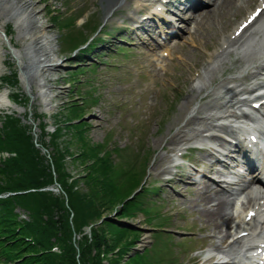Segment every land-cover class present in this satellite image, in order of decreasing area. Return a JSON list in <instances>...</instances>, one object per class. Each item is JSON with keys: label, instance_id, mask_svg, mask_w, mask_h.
I'll use <instances>...</instances> for the list:
<instances>
[{"label": "rangeland", "instance_id": "1", "mask_svg": "<svg viewBox=\"0 0 264 264\" xmlns=\"http://www.w3.org/2000/svg\"><path fill=\"white\" fill-rule=\"evenodd\" d=\"M35 1L37 2L36 7L39 10L38 18L40 24L47 27V32H52L55 36V47H57V52L55 54L56 59H62L68 56L72 47L79 44L84 38L91 37L93 34L92 28L96 25L95 30L99 29L106 17L105 13L100 10L101 0ZM70 15L72 17H77L72 24L69 22L63 25L59 24L61 23L60 20L68 18ZM53 17L59 18L55 19ZM80 19L82 22L79 21ZM11 28L12 29H10L6 23L4 24L6 34L12 39L13 45L19 49L20 46L15 40L16 31L13 26ZM74 35H76V37ZM207 47L210 48L209 46ZM176 49L180 52L184 50L185 55L189 56L190 66H199L207 58L205 54L206 49L204 47L201 45L191 47L187 43V40H178ZM13 59L14 58L10 54H5V70L0 79V83L2 84H5L6 76L17 72ZM71 62L74 64L76 61ZM69 64L72 63H63L65 66ZM174 67L175 69L186 67L189 72L187 68L188 65L181 63L178 59L174 62ZM70 71L71 68H58L54 71L56 73L51 72L50 77L54 79V81L51 82L54 88L52 91L53 94H58L52 101L54 108L52 110H45L36 98L31 104L30 115V117L33 118L32 121L34 120L37 136H40V138L46 141L47 151L50 156L55 154V150L51 139L45 137L46 133L48 132L47 135L52 134L53 136L55 133L58 134L55 140L57 149L62 153V159L60 160L58 170L55 166H53V168L54 171L60 172V175L65 174V186H62L61 190L55 188V174L51 171L52 166H47V169L42 167L44 164L46 165L47 162L46 159L42 162L39 158L41 151L38 145L40 146L41 143L39 139L36 140L29 134L27 136L31 138L33 148L38 156L37 162L42 164V166L38 164L37 167L41 173V175L38 176L43 184L41 190L44 191V193H42L43 195H32L30 200L34 203L37 201L43 203L42 208H45L46 213L52 214L55 225L57 229H59L56 236L63 239L67 244L72 245V249L77 251L74 259L75 264H91L90 262L97 260L95 253H97L98 250L107 252V254L105 252L107 261L104 262L101 260V264H123L124 261L121 258L115 260L114 257H111L117 252L116 248L119 247L120 244L118 242L121 240L120 234L114 232L115 228L101 225L91 229V232L94 231L99 237H105L104 239H97L91 234L85 235L86 233H81L80 224L84 217L86 218L85 223H91L98 220L103 214L112 215L116 209L115 206L121 203L123 197L136 185L135 182L133 184L131 182V178H133L131 172L127 173L125 170L119 169L118 167H110L108 178L110 175L117 178L120 175V171L125 173L126 176L123 182L114 185L116 187L115 190L107 186L104 182L107 174H105L103 170L104 166L101 160L102 157L99 147L107 137L110 149L113 148L114 145L121 148L128 145L130 149L123 152L117 160L124 163H132L136 161L134 158L135 151L139 149V144L142 142L146 154L144 155L145 158L139 160L141 164L140 166L138 164L136 168L137 171L139 170L138 175H143V172L147 169L146 174L149 176V184L150 186L154 185L156 173L162 169V164L164 163V147L165 145L166 147L169 145V143L166 144V141L169 139L171 133L175 132L177 129L179 121L185 119L183 115L185 109L182 111L181 108L184 100L182 103H174L175 100H177V96L174 95V90L170 88V79L177 83V86L182 88V84L186 83L187 77L184 74L179 75L177 73L173 76L174 78H171L173 74L159 77L158 81L163 86V93H161V95L163 94V98L160 100L157 114L152 118L147 116L146 120H144L140 112L135 111L137 108L140 110V107L137 103V99L132 96V93L122 94L126 91L127 87H129L127 82H113L110 81L109 78L104 79L103 75L100 73L97 79L93 76V73L81 74L78 77L80 82L79 85H81V88L78 85L80 95H82L81 90L84 92L89 87H92L96 88L95 94L100 95L101 98L98 106L93 107L84 117L87 120L85 119L78 125L74 124V127L72 125V123H74L72 119L82 118L83 114L87 112L86 110L84 112V110H82L83 108L81 109V107L85 106L84 104H81L80 101H75L77 97L81 96L78 93L76 94L73 90V86L69 84L68 73ZM3 87L4 85H0V91ZM9 88L11 89H9L10 95L13 93V89L11 87ZM15 91L20 93L18 89ZM36 91L37 90L33 87V92L36 93ZM117 100L128 104L127 108H131V112L126 113L123 107L119 108ZM73 101L76 102V105L72 103ZM22 106V114L20 115L24 116L26 109H28L27 103L22 102ZM169 107L170 110L168 111L167 108ZM78 109L81 110L79 111ZM187 112L188 110L185 111V114H187ZM6 113H12V111H10L9 108H0V117L8 116ZM91 114L95 116L93 119L89 116ZM36 118L38 119L36 120ZM187 120L189 119L187 118ZM191 120L188 121L189 124L182 128L189 127L183 134H188L191 128H193L192 131H194V129L199 127V124L195 125L194 120ZM32 121L27 122V124L30 125ZM24 123L25 119L22 118L17 122V124ZM75 129L77 131H82V136H79ZM148 148L150 154L147 150ZM148 154L149 162L147 163L146 158ZM15 172L16 174L13 173V175L20 178L21 173L19 171ZM134 172L136 173V170ZM187 174L188 172H183L181 181L175 178L172 182L178 193L171 192L167 186L161 184L162 186L157 185L162 189L159 197H153L151 199H155L157 204L162 206L160 209L162 213H166L171 217L170 223L172 229L170 231L175 234L174 238H171L172 242L176 243L171 247V250L175 253L172 255L170 252H164L162 253L163 256L175 257L176 252L183 249V253L179 252L177 255V263L194 264L202 253H194V251L199 248L197 245L198 240H200V243L202 242V233H204L202 227L209 229L206 233L207 235H212L210 230H213V227L204 223V218L201 216L200 212L197 211V209H199V203L197 197L192 192L193 187L184 182L186 178L185 175ZM3 180H6V178L0 176V181L3 182ZM128 181L130 183L129 187L127 185ZM13 183H19V179L13 180ZM58 185H62V183ZM68 188H70V193H74L76 197H78L76 201H72L74 205L76 204L73 206V209L68 206V203L65 204L66 199L67 201L71 200L68 197V193H66L67 191H65ZM82 198L87 199V206H82ZM57 201L63 202V206L61 205V207H59ZM28 203L30 205L34 204L31 202ZM78 210H80V213H77ZM121 222H124L123 225L132 226L134 230L141 231V237L136 246L137 250H142L152 244V230L144 223L143 217L137 216V218L131 220L123 219ZM125 231L128 232L124 227V233ZM213 241L215 242L217 240ZM205 246L210 245L206 243ZM196 255L198 256L196 257ZM203 264L208 263L205 262Z\"/></svg>", "mask_w": 264, "mask_h": 264}, {"label": "bare ground", "instance_id": "2", "mask_svg": "<svg viewBox=\"0 0 264 264\" xmlns=\"http://www.w3.org/2000/svg\"><path fill=\"white\" fill-rule=\"evenodd\" d=\"M140 1V0H139ZM155 0H141L140 2L145 3L147 5H150V3H154ZM159 3L162 0H158ZM204 1V0H202ZM239 0H225L223 3V0H221V6L219 2V6H214L213 3H215V0H212L213 6H211L213 9H210L209 13L205 16L209 18L207 21H205L201 25H197V18H199L202 14L201 13H195L187 16L186 23L187 26L186 31L184 33L185 37L182 40H187V43L191 47H195L197 45H201L204 47L208 53L210 54L209 58V64L206 65L201 71L197 72V76H195V88L191 87L188 91V100L186 101V105L193 99H196L199 97V94L201 90H203V87H205V81L208 77L209 83L212 82V80L215 78V75L218 77H223L224 75H221V73H224L226 71L225 67H228L229 63H232V66L229 68L231 70H235L232 73L228 75V79L226 80V83H229L231 86L227 87L224 86V93H222L223 97H227L224 104L220 107H222L224 110L219 111L218 113L222 112L221 114H224L223 120H226L228 116V112L231 114V104L234 103V96L239 95V91L241 90V85L243 84V79L245 78V75L241 73V71H245L247 67V61L250 59V56L252 55V49L254 45L256 44L255 39L259 37V32H261V29L264 30V10H262L257 17L244 29V35H242L240 38H237L235 35H233L234 31L242 23L239 22L240 18L242 17V13H240L237 17H232L229 14H236L237 11L245 9L246 6L251 2V0H240V5L236 4L237 7H234L233 9H236V13H233V9H231L235 3H237ZM118 0H101L100 2V10L101 12L105 13V16L107 15V18L113 14L114 8L117 4ZM171 3L172 0H169ZM205 2V1H204ZM231 2V3H229ZM156 5L155 9L163 8L161 3ZM261 3H264V0L261 1ZM37 2L35 0H0V79L1 75L3 74V71L5 70L4 65V57L5 54H10L14 59L13 61L18 67V72H20V85L22 86V89L27 90V92L33 97V101L37 98L40 100L43 108L46 110H52L54 108V105L52 104L53 99L58 95L57 93L53 94V86L51 85V82L54 81L53 78L50 77L51 72L56 73V69L60 68L57 64L58 61L56 59V52L57 47H55V36L52 32H47V27H44L42 24H40L38 13L39 10L36 7ZM193 8L196 6H192ZM224 7V8H223ZM138 8V7H137ZM170 10H174V8H168ZM196 9V8H195ZM193 9V10H195ZM217 10V13L215 11ZM117 12V14H120L119 11H114V13ZM155 13V12H154ZM185 14V12L183 13ZM253 16V14H252ZM72 16L70 15L71 18ZM113 19L114 17L111 16ZM229 19H232V22L229 23ZM245 20V19H244ZM243 20V21H244ZM82 22V20H79ZM7 24L10 29L11 27H14V30L16 31V38L15 40L18 42L20 48H16L13 43L12 39L6 34L4 29V24ZM11 23V25H10ZM229 26H235L234 31L232 34L229 33V30L227 33H225V29ZM203 26V27H202ZM174 25H170V30L174 29ZM209 29V31H207ZM250 34V37L246 40H243L247 34ZM223 35H226V37H223ZM76 37V35H74ZM92 37V35H91ZM91 37H86L90 39ZM165 37H169V35H165ZM243 38V39H242ZM260 42L257 43L258 47H264V35L259 37ZM221 40V41H220ZM241 42V47H239L238 54L239 56H245L244 58H241V62H239V58L235 59L234 62L229 61V58L231 54L233 53L235 47L237 46L238 42ZM253 41V47L251 48V43ZM209 46L210 48H208ZM220 47V51L216 53L217 47ZM101 52L103 54L104 58H108L111 60V64L113 65L117 62V59L111 55V53H105L103 50H96L92 51V54L96 56L98 52ZM258 55L256 56L255 62H253V67H255L256 73H259L263 70H258V68L262 67L264 65V51L258 49ZM249 54V55H248ZM180 58L185 60L186 64H190L189 56L185 55L184 50L180 53ZM245 59V61H243ZM182 60V62H183ZM215 62L213 66L212 62ZM62 65V64H61ZM245 65V67H243ZM91 68V67H90ZM65 70V69H64ZM97 73H103L107 74L109 67L103 66L101 64H97L94 68ZM209 71H212V74L209 75ZM233 73H235V76L232 77ZM229 77H232L229 79ZM125 82L128 83V85L133 86L134 89L138 90V84L140 83L135 76H132L129 74L128 78L125 80ZM150 83H153L156 85V88L159 92L163 93V86L158 80L153 81V79L150 80ZM239 83V85H237ZM33 87L37 90L36 93L33 92ZM169 88V87H168ZM217 89V88H216ZM235 89V91H233ZM248 92V91H246ZM60 93V92H58ZM213 95L215 97H219V90L217 91L213 90L210 94L206 95L203 98L202 107L203 109H199L198 113H204V115H201L200 117H197L195 120V125H198L200 121V125L205 122L208 123L207 119L211 120V115L209 113H212L213 109H217L219 107H215V104L213 103L215 98H213ZM132 96L134 98H139L141 100H145V96L138 94V93H132ZM209 101H212V103H209ZM233 101V103H231ZM253 102H257L256 100H253ZM209 107V109H207ZM0 108H9L10 111L14 114V112H17L19 114H22V109L18 107L17 105L13 104L11 101H9V93L7 90L0 91ZM264 109V106L262 107ZM131 112V111H129ZM264 114V111H263ZM217 113L213 114L214 119L216 120L218 117L216 116ZM263 117V116H262ZM220 118V117H219ZM199 119V121H197ZM261 124V123H259ZM32 131L34 134L36 133V128L33 129V125L30 124ZM36 127V126H35ZM208 127V126H207ZM203 128L204 131L207 128ZM217 127V126H214ZM202 129V130H203ZM220 129L225 130L224 126H221ZM199 137L201 135H198ZM218 135L216 133H212V137L209 135V141H210V152L208 155H205L202 157V162L209 159V157H216V161H213V165L210 167H206V171L209 173L213 172V168L216 165V162L221 161L218 159L220 148L215 145V143L219 142L217 139ZM194 137H192L190 140L192 141ZM181 142L179 138H173L171 140L172 145H177ZM221 145V144H220ZM249 152V151H247ZM255 155V154H253ZM253 158V156L251 157ZM6 160V158H4ZM252 160V159H250ZM167 158H165L164 162L166 163ZM257 165V167H255ZM261 165L260 163H252L251 167L241 173V176L245 179V185L246 189L249 187L255 186L257 184V190L256 195H252L254 200L258 199V207L260 206V203H264V173H263V167H259ZM253 171H257V173H253ZM244 174L245 176H243ZM257 179V183H255V179ZM259 175V177H257ZM189 180V178H188ZM186 180V182L188 181ZM254 183L252 186L249 185V183ZM249 194V193H248ZM261 194L262 196H258ZM256 206V204H254ZM222 208L224 210V216L228 214H232L235 211V207L229 212V206L226 203L222 204ZM217 210H221L219 207ZM241 209L238 211L239 214H241ZM263 216L260 219V222L264 224V213H262ZM260 215V213H259ZM251 225H247L245 228H242L240 232L242 231H249ZM215 227H213L214 230ZM215 231V230H214ZM230 232L225 231L223 233V236L220 239L221 243H225L227 237H229ZM255 233V229L254 232ZM262 233V232H261ZM249 235V234H248ZM235 236L232 235L230 238L233 240L229 249L230 255L233 257L235 256L241 248L245 244V240L247 238L241 236V238H237L236 240L233 238ZM255 236H259V234L255 233ZM254 239H257L254 237ZM215 248V247H214ZM213 248V249H214ZM258 247H254L253 249L256 250ZM215 250H222L219 246ZM224 252V251H223ZM57 253L60 254V252L57 251ZM264 254V252L262 253ZM257 258V257H256ZM255 258V259H256ZM244 261H247L244 260ZM207 262V261H205ZM210 263V261H208ZM212 264V263H210ZM215 264V263H213ZM230 264V263H226Z\"/></svg>", "mask_w": 264, "mask_h": 264}, {"label": "trees", "instance_id": "3", "mask_svg": "<svg viewBox=\"0 0 264 264\" xmlns=\"http://www.w3.org/2000/svg\"><path fill=\"white\" fill-rule=\"evenodd\" d=\"M10 80L11 83L15 82L14 77L10 78ZM81 109L78 110L80 111ZM5 119L6 120L3 124V129L0 133V150H5L14 155L8 160L6 164H3L0 167V176L6 178V180H3V182L0 181V192L1 191L24 192L22 194H18L16 196L10 197V199H8L11 202H8V207H7L8 209L6 211V214L2 218H0V256L13 257L14 255L19 256L18 254L21 253V250L23 248H25V250L28 249L34 252L45 250V248H47L48 246L49 239L51 237L55 238L57 231L59 229H57V226L55 225V220H53L52 214L46 213L45 208H42L43 203H40L39 201L34 203L33 201L30 200V197L32 195L40 196L43 195L42 193H44V191L41 190V188L43 187L42 180H40V177L38 176L41 175V173L39 172V169L37 167L38 164L41 166L42 164L37 162L38 156L35 153V149L33 148V144H32L33 142L31 138L27 136L30 134V129H28L27 127H23L20 124H17V122L14 121L12 118L6 117ZM75 131L79 136H82L83 134L82 131L80 130L77 131L76 129ZM57 137L58 134L55 133L54 139ZM100 148L101 146L99 147V149ZM57 154H58L57 157L54 158V166L58 170L60 160L62 159V153H60V151L58 150ZM39 158L43 162L44 157L41 155V153L39 154ZM101 160L103 161V166H104L103 170L105 174H107V177L104 179V182L107 184V186H109V188L115 190L116 187L112 183L114 182L113 176L110 175L108 178V171L110 165L107 164L104 158H101ZM47 166H48L47 164L46 165L44 164L42 167L47 169L48 168ZM15 171H19L21 173L20 178H17L13 175V173L16 174ZM133 176H135L134 171H132V177ZM16 179H19V183H13V180ZM62 186H65V184H63ZM65 191H67L66 193H68V197L69 199H71V200L68 199L69 201H67L66 199L65 204L68 203V206L71 209H73L74 208L73 206L76 205V204L74 205L73 202L76 201L78 197H76L74 193L72 197L70 193V188H68ZM32 193H36V194H32ZM28 202L34 204L30 205ZM87 203H88L87 199L82 198V206L83 207L87 206ZM57 204L59 207H61V205L63 206V202L61 201L60 202L57 201ZM16 206L28 212L29 215V221H25L23 223V230L19 234L15 233V227L20 224L17 221L16 215L13 212ZM2 207L6 209V206L3 204ZM77 213H80V210H78ZM85 219L86 218L84 217L83 221L80 224V227L84 224H87L85 223ZM103 225L104 227L108 226L109 228L110 227L115 228L114 232L120 234L121 240L118 242L120 245L118 248H116L117 252L114 253V256L111 257H114L115 260L119 258L123 260L124 253L127 251V249H129L134 245L133 241L138 237L137 232H135L134 230L127 229L128 232L125 231L124 233V228L112 221H105L102 223V226ZM22 234L34 235L37 239L40 248H35L29 243L24 244L19 239ZM91 235L93 237L95 236V238L97 239L105 238V237H99V235L94 231L91 232ZM76 252L77 251L75 249L73 250L72 246L69 245L67 247V251L65 252L62 258L56 257L54 255H41L38 259L32 261L31 264H75L74 259ZM102 252L103 251L98 250L97 253H95L97 260H95L94 262L96 263L94 262H90V263L101 264L100 254ZM22 254H26V252L24 251ZM104 259L105 261H107V257H105ZM123 261H124L123 264H143L139 262L137 258H130Z\"/></svg>", "mask_w": 264, "mask_h": 264}]
</instances>
